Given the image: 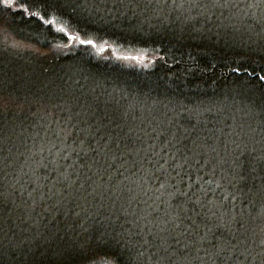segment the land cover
<instances>
[{
	"label": "trees",
	"instance_id": "1",
	"mask_svg": "<svg viewBox=\"0 0 264 264\" xmlns=\"http://www.w3.org/2000/svg\"><path fill=\"white\" fill-rule=\"evenodd\" d=\"M261 77L264 0H0V264H262Z\"/></svg>",
	"mask_w": 264,
	"mask_h": 264
},
{
	"label": "bare ground",
	"instance_id": "2",
	"mask_svg": "<svg viewBox=\"0 0 264 264\" xmlns=\"http://www.w3.org/2000/svg\"><path fill=\"white\" fill-rule=\"evenodd\" d=\"M57 33L62 35L63 37V41H61V43L59 45H63L60 46L58 49L61 50V52H68L71 49L75 48V47H83V48H87L90 50V52L93 54V56H95V54L97 56L100 57L101 60H98L100 62H110L111 64L114 63L116 65H118L117 63H115L114 61H118V62H122L123 64H132L134 65L136 59L138 58L137 54L134 52H132L131 50H126V49H122V50H116L115 48H111L108 45H105L103 47H100L94 43L91 44H81L80 40H84L81 37H77L75 35L70 34L68 31L62 29L63 31H61V28L56 29ZM120 66V65H118ZM122 67V66H120ZM220 188V187H219ZM215 192L219 191L218 188L213 189ZM227 191H224L222 193L223 196H228ZM208 199V198H206ZM212 203V199L209 201V204ZM202 204V203H201ZM219 206H221L219 204ZM210 207V205H209ZM258 238V237H257ZM230 248H228L229 250ZM255 262H257V260H255ZM257 264V263H256Z\"/></svg>",
	"mask_w": 264,
	"mask_h": 264
},
{
	"label": "snow or ice",
	"instance_id": "3",
	"mask_svg": "<svg viewBox=\"0 0 264 264\" xmlns=\"http://www.w3.org/2000/svg\"><path fill=\"white\" fill-rule=\"evenodd\" d=\"M166 2V0H165ZM61 31H63L61 29ZM81 44H91L92 41L91 40H80ZM261 79H264V77H261ZM195 143V142H193ZM239 158H237L238 160ZM239 167V165H238ZM237 176H239L240 179H245V176L241 173V172H237L236 173ZM251 191V189H250ZM182 195H184L185 197H188V193H182ZM193 195H195V193H193ZM254 196H258L261 200H264V179H262L260 186L255 190V192L253 193ZM188 200L191 201L194 205L199 203V200L197 199L196 201H192L191 197H188ZM180 207H184L183 205H181ZM188 209H185V217L186 219H188L189 221H191L190 225L185 226L184 228V232L188 233L189 235H191L193 232H195L197 235H199V229L201 228V226H203L205 229H207L208 232H211L212 229L208 228V225L206 222L201 221V224H197L195 219L191 216L188 215ZM190 211L195 212V207H193ZM197 215H199V213H197ZM183 221H180V223H175L173 225V228H177L180 227V224H182ZM238 223L240 224V227L243 228L244 227V222L243 220L238 221ZM215 239V243L211 244V248L213 249V255H215L217 258H221L223 259L224 257L221 256V252L223 251H227L228 250V246L227 244L222 241L220 238L218 237H214ZM178 242V241H177ZM261 243H264V240L261 241ZM262 264H264V262H262Z\"/></svg>",
	"mask_w": 264,
	"mask_h": 264
},
{
	"label": "rangeland",
	"instance_id": "4",
	"mask_svg": "<svg viewBox=\"0 0 264 264\" xmlns=\"http://www.w3.org/2000/svg\"><path fill=\"white\" fill-rule=\"evenodd\" d=\"M232 23H235V22H232ZM252 220H253V218H251ZM256 232V231H255ZM257 236V234H254L253 233V236L252 237H256Z\"/></svg>",
	"mask_w": 264,
	"mask_h": 264
}]
</instances>
